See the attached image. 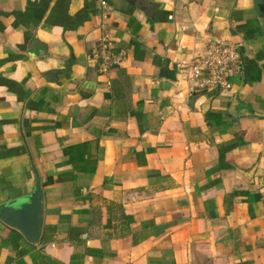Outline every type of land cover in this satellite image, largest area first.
<instances>
[{"label":"crops","instance_id":"1","mask_svg":"<svg viewBox=\"0 0 264 264\" xmlns=\"http://www.w3.org/2000/svg\"><path fill=\"white\" fill-rule=\"evenodd\" d=\"M0 0V203L31 194L38 243L0 220V264H264V0ZM239 45L229 92L183 67ZM194 98V100H192Z\"/></svg>","mask_w":264,"mask_h":264},{"label":"built area","instance_id":"2","mask_svg":"<svg viewBox=\"0 0 264 264\" xmlns=\"http://www.w3.org/2000/svg\"><path fill=\"white\" fill-rule=\"evenodd\" d=\"M102 11L101 37L93 47L90 57L96 61L101 73H110L127 57L125 49L115 50L112 46L113 25L110 22L111 7L108 0H95ZM244 59L239 45L228 38L212 40L204 55L194 56L183 67L192 94L233 90L234 80L243 72Z\"/></svg>","mask_w":264,"mask_h":264},{"label":"water","instance_id":"3","mask_svg":"<svg viewBox=\"0 0 264 264\" xmlns=\"http://www.w3.org/2000/svg\"><path fill=\"white\" fill-rule=\"evenodd\" d=\"M35 173L37 180L31 194L21 200L0 203V220L20 231L32 243L41 240L44 226L43 184L37 169Z\"/></svg>","mask_w":264,"mask_h":264}]
</instances>
